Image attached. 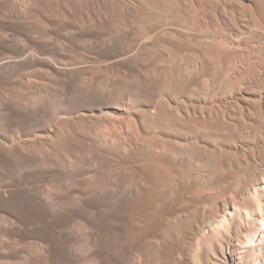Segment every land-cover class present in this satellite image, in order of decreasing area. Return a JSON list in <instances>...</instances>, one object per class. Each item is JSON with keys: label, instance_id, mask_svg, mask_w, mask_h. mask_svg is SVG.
<instances>
[{"label": "rangeland", "instance_id": "374dc122", "mask_svg": "<svg viewBox=\"0 0 264 264\" xmlns=\"http://www.w3.org/2000/svg\"><path fill=\"white\" fill-rule=\"evenodd\" d=\"M12 6L27 20H5L0 59L29 38L47 52L0 68V264H187L181 216L187 241L226 248L211 263L241 264L212 223L264 213V0ZM175 141L216 171L143 151Z\"/></svg>", "mask_w": 264, "mask_h": 264}, {"label": "bare ground", "instance_id": "6f19581e", "mask_svg": "<svg viewBox=\"0 0 264 264\" xmlns=\"http://www.w3.org/2000/svg\"><path fill=\"white\" fill-rule=\"evenodd\" d=\"M15 1L18 2H22L24 4H28L31 6V4H40V2L42 0H0V36L7 38V34L4 33L3 31L5 30V28L9 25L5 20L8 21H20L23 18H25L27 20V15L26 12H24V10L16 12L15 9L12 6V3H14ZM55 1V0H52ZM102 1V0H101ZM228 1V0H227ZM226 3V2H225ZM241 3V2H240ZM243 3V2H242ZM70 5V4H68ZM23 6V4H22ZM29 6V7H30ZM175 6V4H174ZM28 7V9H29ZM70 7V6H69ZM219 7V6H218ZM22 9V8H20ZM27 10V9H26ZM175 10H178L177 7L175 8ZM2 15V16H1ZM261 15V14H260ZM137 17V16H136ZM10 18V20H9ZM263 18V16H262ZM49 19V18H48ZM30 20V19H29ZM80 21V20H79ZM81 22V21H80ZM187 23V22H186ZM182 24V23H181ZM94 27V22L91 21L90 19H87L85 21V25L83 26L78 25L75 26V28L78 31H82L84 29H87L88 31H91L92 28ZM130 27V26H129ZM115 29V28H114ZM165 29V28H164ZM255 29V28H254ZM182 30V29H181ZM191 30V29H190ZM184 31V30H183ZM259 31V30H258ZM11 33V32H10ZM216 33V32H215ZM251 33V32H250ZM12 34V33H11ZM203 34V33H201ZM244 36V35H243ZM35 38V37H34ZM45 36L41 35L40 37H38V40H44ZM152 39V38H151ZM240 39V38H239ZM25 40V39H24ZM27 40V39H26ZM29 43H25L22 48L21 51L22 53H15V57H5L3 59H0V68L7 66L9 63H11L12 59H26V58H38L43 55V51L47 52L46 48H43L42 46H37L36 44H34L32 41V39L29 38ZM206 40V39H205ZM30 45H33L35 47H29ZM185 44V43H184ZM140 46V45H139ZM194 47V46H193ZM73 48V47H72ZM139 48V47H138ZM137 48V49H138ZM213 48V47H212ZM189 49V48H188ZM42 50V51H41ZM161 50V49H160ZM190 50V49H189ZM221 51H219L220 53ZM52 54V53H51ZM93 57V56H92ZM41 58V57H40ZM96 58V57H94ZM125 58V57H124ZM42 59H46L42 58ZM51 59H48V61ZM120 60V58H119ZM193 60V59H192ZM191 60V61H192ZM52 61V60H51ZM116 61V60H115ZM99 62V61H98ZM102 62V61H101ZM194 62V61H193ZM233 62V61H232ZM53 64V66H55V68L58 66L60 68L64 67V70L67 71H72V70H77L79 67H82L83 65L87 64V62H81V63H71V64H67V65H61L58 62L54 61L51 62ZM101 66V63H99ZM106 64V63H105ZM95 65V64H92ZM98 65V64H97ZM103 65V64H102ZM75 70V71H76ZM79 71V70H78ZM64 72V71H63ZM154 72V71H153ZM190 72V71H189ZM1 73V72H0ZM222 73V71H221ZM261 73V72H260ZM14 76V75H13ZM17 77V76H16ZM15 77V78H16ZM19 77V76H18ZM25 79V78H24ZM72 79V78H71ZM15 80V79H14ZM13 80V82H15ZM17 82V81H16ZM184 82V81H183ZM15 84V83H14ZM80 86V85H79ZM13 89V88H12ZM190 91V90H189ZM229 91V90H228ZM215 98V97H213ZM164 99V98H163ZM181 99V98H180ZM257 100V99H256ZM60 102V101H59ZM161 102V101H160ZM179 102L181 103V101L179 100ZM158 103V102H157ZM263 103V102H262ZM239 104V103H238ZM176 105V104H175ZM139 110V109H138ZM67 111V110H66ZM114 111V110H113ZM111 112V111H110ZM26 113V112H25ZM66 113V112H65ZM114 113V112H113ZM220 113V112H219ZM54 114V113H52ZM58 115V114H57ZM56 115V116H57ZM78 116V115H77ZM99 116V115H98ZM64 117V116H63ZM104 117V116H103ZM203 117V116H202ZM58 118V117H57ZM105 118V117H104ZM128 118V117H127ZM103 119V118H102ZM124 120V118H121ZM175 121V120H174ZM53 123V122H52ZM53 128V127H52ZM157 133V132H156ZM155 134V133H154ZM44 135V134H43ZM135 138V137H134ZM157 138V137H154ZM28 139V138H27ZM32 139V138H31ZM5 141V140H4ZM170 142V141H169ZM176 142V141H175ZM6 143V142H5ZM173 143V142H172ZM199 141H191L188 143H177L176 145L173 147V149H168L163 145H158V146H153V147H145L143 148V151H151L153 153L156 154H161V155H168L172 158H174L175 160H178L180 162H184L187 163L188 165H195L196 168H203V167H207L208 172H214L217 169L216 165H212L209 166L207 165L205 162H203L202 160L196 159L195 155H194V146H198ZM173 145V144H172ZM171 145V146H172ZM88 146V145H87ZM170 146V145H169ZM253 146V145H252ZM142 149V148H141ZM249 149V148H248ZM250 151V150H249ZM105 154V153H104ZM9 156V155H8ZM91 156V155H90ZM122 157V156H121ZM123 158V157H122ZM4 160H5V156H4ZM116 160V159H114ZM209 160V158H208ZM7 161V160H6ZM91 161V160H90ZM103 161V160H102ZM118 161V160H117ZM124 161V160H122ZM129 161V160H128ZM126 160V162H128ZM213 162V160H212ZM130 163V162H129ZM209 163V162H208ZM206 164V165H205ZM25 168V167H23ZM63 168V166H62ZM30 169V168H29ZM65 170V169H64ZM62 170V173L63 171ZM67 171V170H66ZM143 171V170H142ZM137 172V171H136ZM144 172V171H143ZM207 173V171H206ZM46 174V173H45ZM182 174V173H181ZM190 173H183L182 177H186L189 176ZM263 176V175H262ZM264 177V176H263ZM52 178V177H51ZM262 178V177H261ZM53 180V179H52ZM138 180V178H137ZM145 180V179H143ZM264 182V181H263ZM19 183V182H18ZM228 184V183H227ZM261 184V183H260ZM108 187V186H107ZM258 187V186H257ZM19 189V188H18ZM64 189V188H63ZM239 189V188H237ZM44 190V189H43ZM258 190V189H257ZM257 190L254 191V195L257 196ZM125 191V190H124ZM260 191V190H259ZM20 192V191H19ZM22 192V191H21ZM122 192V191H121ZM15 193V192H14ZM252 193V192H251ZM175 195V194H174ZM264 195V194H263ZM24 196V195H23ZM172 196V195H171ZM175 197V196H174ZM254 197V196H253ZM41 198V197H40ZM85 198V197H84ZM126 198V197H125ZM94 199V198H93ZM256 199V198H255ZM218 200V199H217ZM241 201V200H240ZM5 202V201H4ZM91 202V201H90ZM183 203H185L184 201H182ZM187 202V201H186ZM218 202V201H217ZM22 204H25V206L27 208H33V204L29 203L28 201L25 200H21ZM81 203V202H80ZM260 203V202H259ZM8 204V203H7ZM191 204V203H190ZM222 204V203H220ZM261 204V203H260ZM18 207V206H17ZM105 207V206H104ZM3 208V207H1ZM8 208V207H7ZM85 208V207H84ZM5 210V209H4ZM11 211V210H10ZM15 211V210H14ZM82 211V210H81ZM73 212V210H72ZM85 212V211H83ZM41 213V212H40ZM131 213V212H130ZM129 213V214H130ZM12 214V213H11ZM14 214V213H13ZM78 215V214H77ZM119 216V214H117ZM17 216V214H16ZM126 216V215H125ZM85 217V216H84ZM202 217V216H201ZM234 217V212H223V214L219 215L217 219H215L213 221V231L215 230L216 235L220 236L222 238H224V240H230L232 238H235V247L234 250L236 252V254L238 255L239 258V262H241V264H264V213L263 212H256L254 214H251L248 209L245 212V216H244V226H243V230L241 232H236L235 234L232 233L231 228L229 227V224L231 223V221L233 220ZM18 218V217H16ZM20 218V217H19ZM86 218V217H85ZM139 218V217H138ZM83 219V218H82ZM81 219V220H82ZM185 217L181 216L177 219V222L174 224V232H175V236L178 242V254L182 255L186 258L187 264H219L218 262H214L211 263V259L209 257L210 252L213 254V256L215 257L214 260L218 261L220 260V257L224 258L226 260V263H228V260L226 259V248L222 245V243L220 241L217 242V252H213L212 248H210V246L206 243V241H196L197 243L194 244L191 242V240H186V234L185 231L183 230V226L182 224L184 223ZM209 219V218H208ZM103 220V219H102ZM107 220V219H106ZM119 221V220H118ZM240 221H242V219L240 218ZM20 222V221H18ZM106 222V221H105ZM102 223V222H101ZM107 223V222H106ZM147 224V223H146ZM80 227V226H79ZM6 228V227H5ZM22 228V227H21ZM106 228V225H105ZM209 228V227H208ZM57 230V229H56ZM112 230V229H110ZM38 231V230H37ZM45 231V230H44ZM25 233V232H24ZM31 233V232H30ZM64 233V232H63ZM28 237V236H26ZM37 238V237H36ZM99 239H101L100 237H98ZM198 238V237H197ZM206 238V237H205ZM214 239V238H213ZM212 239V240H213ZM97 240V239H96ZM149 240V239H148ZM207 240V239H206ZM211 240V241H212ZM55 241V239H54ZM91 241V240H90ZM140 241V240H139ZM111 242V241H110ZM192 243V244H191ZM234 243V242H233ZM231 243V244H233ZM127 244V243H126ZM125 244V245H126ZM135 244V243H134ZM99 246V245H98ZM154 246V245H153ZM100 247V246H99ZM165 247V246H164ZM74 248V247H73ZM71 249V248H70ZM117 253V252H116ZM120 253V252H119ZM110 257V256H109ZM107 257V258H109ZM15 258V257H14ZM59 258V257H58ZM234 258V257H233ZM121 262L123 264H127V260H125L126 258L124 256H121ZM52 264H62L61 261L59 259H57L56 257L53 259V261L51 262ZM230 263V262H229ZM80 264V263H79ZM222 264V263H221Z\"/></svg>", "mask_w": 264, "mask_h": 264}]
</instances>
